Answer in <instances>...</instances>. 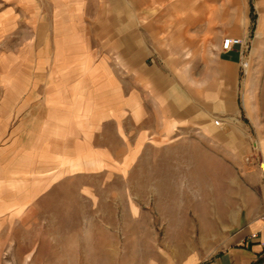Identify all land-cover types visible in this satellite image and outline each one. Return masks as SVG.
I'll list each match as a JSON object with an SVG mask.
<instances>
[{"label": "rangeland", "instance_id": "rangeland-1", "mask_svg": "<svg viewBox=\"0 0 264 264\" xmlns=\"http://www.w3.org/2000/svg\"><path fill=\"white\" fill-rule=\"evenodd\" d=\"M71 4L138 114L124 108L103 123L93 141L104 164L93 170L25 175L20 156L0 154V213L11 218L0 224L5 263L182 264L224 251L263 199L264 0H0V57L25 38H51ZM147 16L151 30L181 32L174 72L184 74L185 103L173 100L177 87L168 101L148 85L147 67L166 70L146 55ZM31 17L48 28L30 29ZM228 38L243 42L238 66L219 62Z\"/></svg>", "mask_w": 264, "mask_h": 264}, {"label": "crops", "instance_id": "crops-1", "mask_svg": "<svg viewBox=\"0 0 264 264\" xmlns=\"http://www.w3.org/2000/svg\"><path fill=\"white\" fill-rule=\"evenodd\" d=\"M67 12L66 18L50 24L51 38L42 37L41 33L35 39L25 38L14 53L0 57V85L3 90L0 142L9 139V147L0 154L10 155L8 159L12 161L20 156L25 175H42L37 167L40 170L49 168L54 174H71L79 167L93 170L96 163L104 164L103 158H94V153L104 155V147L100 146L101 151L95 152L97 146L93 136L102 137L103 123L117 118L107 111L108 104L114 102L117 93L123 100L132 98L124 97L110 56H98L95 51L92 36L83 26L81 9L71 4ZM174 18V15L157 16L156 23L175 21ZM4 20L5 16H0V25ZM30 20L28 26L35 28L34 31L48 28L45 21L38 22L32 17ZM149 22L150 16H147L144 19L147 24L146 55H154L160 68L166 71L154 73L147 67L148 85L160 88L161 99L168 101L170 91H174L171 87H177V98L173 93V100L185 103L180 91L184 74L174 72L180 65L178 63L183 61L178 54L183 44L181 32L177 28L162 29L160 25L157 30L153 27L151 30ZM186 40L192 43L193 37ZM239 48L226 51L221 47L219 62L229 66L241 64L243 57L233 56ZM16 116L18 121L14 119ZM151 131L154 136L155 131ZM19 143L20 155L16 150ZM261 189L263 199L255 208L243 213L238 227L228 236L224 251L205 260L189 257L182 264H264V221L261 219L264 214V185ZM10 219L0 213V224ZM4 235L0 226V264H6L5 248L1 246Z\"/></svg>", "mask_w": 264, "mask_h": 264}, {"label": "bare ground", "instance_id": "bare-ground-1", "mask_svg": "<svg viewBox=\"0 0 264 264\" xmlns=\"http://www.w3.org/2000/svg\"><path fill=\"white\" fill-rule=\"evenodd\" d=\"M120 95V94H119ZM118 93L115 96L114 102L109 103L107 106L108 113H112L113 115H120L122 112V109L127 106L131 109V111L137 115L138 114V105L134 99L129 100H123L122 96H119ZM262 147L264 149V140L261 141Z\"/></svg>", "mask_w": 264, "mask_h": 264}, {"label": "built area", "instance_id": "built-area-1", "mask_svg": "<svg viewBox=\"0 0 264 264\" xmlns=\"http://www.w3.org/2000/svg\"><path fill=\"white\" fill-rule=\"evenodd\" d=\"M243 42L241 39H231V38H228V39H225L223 41V50H226V51H229V50H232L234 47H237L238 45H242ZM262 173H263V176H264V161L262 162ZM264 178V177H263ZM261 219L264 221V214L263 216L261 217Z\"/></svg>", "mask_w": 264, "mask_h": 264}]
</instances>
